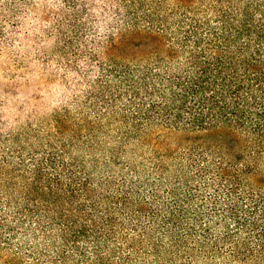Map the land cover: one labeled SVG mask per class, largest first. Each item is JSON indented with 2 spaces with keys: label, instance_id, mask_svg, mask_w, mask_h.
<instances>
[{
  "label": "trees",
  "instance_id": "16d2710c",
  "mask_svg": "<svg viewBox=\"0 0 264 264\" xmlns=\"http://www.w3.org/2000/svg\"><path fill=\"white\" fill-rule=\"evenodd\" d=\"M2 22L39 104L10 90L0 120V264H264V0H0Z\"/></svg>",
  "mask_w": 264,
  "mask_h": 264
},
{
  "label": "rangeland",
  "instance_id": "374dc122",
  "mask_svg": "<svg viewBox=\"0 0 264 264\" xmlns=\"http://www.w3.org/2000/svg\"><path fill=\"white\" fill-rule=\"evenodd\" d=\"M2 26L4 22L0 23V27ZM11 54L8 50L3 52L0 48V120L4 121L9 119L7 106L11 100L8 95L10 90L17 94L15 98L19 104L31 106L39 104L35 62L24 52L17 58H12Z\"/></svg>",
  "mask_w": 264,
  "mask_h": 264
}]
</instances>
